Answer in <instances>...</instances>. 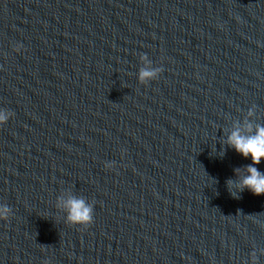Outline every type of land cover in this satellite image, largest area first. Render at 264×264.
I'll return each instance as SVG.
<instances>
[{
    "label": "water",
    "instance_id": "95a60500",
    "mask_svg": "<svg viewBox=\"0 0 264 264\" xmlns=\"http://www.w3.org/2000/svg\"><path fill=\"white\" fill-rule=\"evenodd\" d=\"M0 110V264H264V0H0Z\"/></svg>",
    "mask_w": 264,
    "mask_h": 264
},
{
    "label": "clouds",
    "instance_id": "9594fccd",
    "mask_svg": "<svg viewBox=\"0 0 264 264\" xmlns=\"http://www.w3.org/2000/svg\"><path fill=\"white\" fill-rule=\"evenodd\" d=\"M141 60L147 65L146 56H141ZM161 71V68L154 70L142 68L139 72V80L143 83L156 79ZM248 115L249 117L252 116L253 111L249 110ZM9 116V113L0 110V125L5 124ZM225 143L243 158H251V164L247 165L243 170H235L239 180L237 182L231 180L227 182L231 195L234 198H238L237 192L244 189H248L253 195H264V173L256 167L264 160V125H253L250 121H246L243 127L237 124L227 136ZM223 154V151H221L220 155L223 156ZM233 189H236V191H233ZM64 207L68 213L67 219L70 224L87 225L92 222V207L87 205L84 200L69 199L64 202ZM7 211V208H0V217H6ZM260 254L264 255V249H261ZM250 261L251 264H257V254L255 251L250 254Z\"/></svg>",
    "mask_w": 264,
    "mask_h": 264
}]
</instances>
